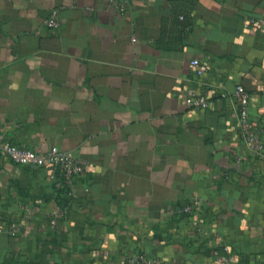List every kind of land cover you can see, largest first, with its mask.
I'll list each match as a JSON object with an SVG mask.
<instances>
[{"label":"crops","instance_id":"obj_1","mask_svg":"<svg viewBox=\"0 0 264 264\" xmlns=\"http://www.w3.org/2000/svg\"><path fill=\"white\" fill-rule=\"evenodd\" d=\"M238 83L264 141V0H0V134L86 162L72 193L0 163V224L22 233L0 232V264H125L136 249L222 264L225 246L264 264V153L240 130ZM193 92L213 104L188 106Z\"/></svg>","mask_w":264,"mask_h":264},{"label":"built area","instance_id":"obj_2","mask_svg":"<svg viewBox=\"0 0 264 264\" xmlns=\"http://www.w3.org/2000/svg\"><path fill=\"white\" fill-rule=\"evenodd\" d=\"M45 22L49 26H57L59 24L56 10L51 12ZM191 64L198 74H206L207 66L204 59L194 57L191 59ZM219 94L223 97L229 96V92L226 90H220ZM232 96L237 102L238 124L250 152L256 156L263 155L264 141L249 114L250 93L243 84L238 83L232 92ZM186 103L188 106L208 108L213 104V99L209 95L193 92L186 98ZM4 160L46 169L55 188L67 193L74 192L75 186L82 180L86 171V162L71 151L64 150L58 146H54L44 152L38 151L18 145L3 134H0V163ZM200 203L199 198H194V201L179 208L178 213L194 214ZM198 231L204 236H209V232L201 228H198ZM0 232H6L10 236L22 234L21 226L17 222H12L8 226L0 224ZM224 249L226 253L218 255L220 262L222 264H236L235 257L231 253L229 246H225ZM125 264L167 263L163 257L150 255L143 250L136 249L130 251Z\"/></svg>","mask_w":264,"mask_h":264}]
</instances>
